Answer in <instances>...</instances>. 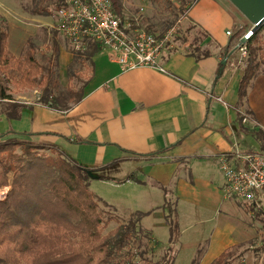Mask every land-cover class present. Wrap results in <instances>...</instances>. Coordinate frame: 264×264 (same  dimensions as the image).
<instances>
[{
  "label": "crops",
  "instance_id": "1",
  "mask_svg": "<svg viewBox=\"0 0 264 264\" xmlns=\"http://www.w3.org/2000/svg\"><path fill=\"white\" fill-rule=\"evenodd\" d=\"M180 17L178 34L158 59L163 70L122 69L99 50L87 60L89 76L70 107L1 100L0 135L31 133L32 143L101 171L97 179H115L126 188L120 202L143 213L142 229L170 242V264H211L225 249L264 236V192L252 201L227 197L219 167L220 158L236 164V150L264 154V72L252 78L242 101L236 55L216 77L232 35L226 32L250 24L228 0H195ZM191 33L196 44L188 41ZM260 35L264 41V28ZM204 50L209 55L197 57ZM71 54L60 50L59 84L69 80ZM150 178L159 186L147 183ZM260 242L233 264H264V250L254 251Z\"/></svg>",
  "mask_w": 264,
  "mask_h": 264
},
{
  "label": "trees",
  "instance_id": "2",
  "mask_svg": "<svg viewBox=\"0 0 264 264\" xmlns=\"http://www.w3.org/2000/svg\"><path fill=\"white\" fill-rule=\"evenodd\" d=\"M53 4L54 16L63 0H54ZM5 23L0 17V100L11 99L4 83L8 82L16 91L39 88L37 102L50 108L65 109L77 102L82 95L81 88L76 91L70 87L60 88L58 78L54 77L57 61L51 54L47 55L46 63H41L36 56V45L32 43L21 55L9 51ZM263 28L264 21L251 29L245 41L247 57L238 87L239 101L245 97L252 78L264 72L261 65H264V41L260 35ZM235 34L230 36L222 53L226 61L237 50L240 37L234 40ZM50 42L56 59V37ZM70 49L74 53L67 69L69 81L71 76L77 75L75 65L84 67L85 61L99 52L92 41L84 51H74L71 45ZM207 55L209 51L204 50L197 57ZM223 66L220 65L216 77ZM17 134L20 137L5 139L0 135V188H8L6 196L0 199V264L171 263L166 255L153 261V247L149 246L152 238L149 231L140 226L143 213L135 212L108 230L113 218L105 217L100 205L109 207V204L95 197L90 189L94 169L81 166L60 153L56 159L49 157L42 153L43 146L28 138L31 133ZM16 147L20 148V153ZM171 226L170 234L174 235ZM252 244L253 240L229 247L211 264L240 261Z\"/></svg>",
  "mask_w": 264,
  "mask_h": 264
},
{
  "label": "rangeland",
  "instance_id": "3",
  "mask_svg": "<svg viewBox=\"0 0 264 264\" xmlns=\"http://www.w3.org/2000/svg\"><path fill=\"white\" fill-rule=\"evenodd\" d=\"M192 1L193 0H113L115 9L120 15L128 19L138 20L141 28L146 31L148 30L151 33L155 32L154 34L162 33L169 28L180 16H182L185 7ZM53 3L54 0H0V17L6 22L5 24L9 35V45L7 46L9 51L14 55H21L24 50H27L30 47L29 43H32L33 45H36V56L41 63H46L47 55L51 54L52 58L57 61V66L54 69L56 71L54 77H57L59 82V78L62 79V75H59L60 73L58 72L60 50L64 49L65 51L72 53V56L74 52L70 49V43L68 40L53 28V13L55 10V5ZM252 26L251 23H248L242 26H237V28L230 32L231 34H235V32L238 31L234 38V40H237L239 37L249 32V30L253 29ZM191 32H193V30H191ZM191 34L192 36L189 37L188 41L194 43L197 36H194L196 35L195 33ZM52 35L56 37L58 45L56 59L54 58L55 53L52 50L50 42L53 37ZM193 37L195 39H192ZM234 55H238L237 50H235ZM232 60L235 61V57L232 58ZM84 65V67L75 65L76 73H83V76H81L84 78H79L77 75H73L71 76L70 81H67V84L61 83L63 84V87L60 84V88L65 90L66 85V87H70L75 91L79 90L82 82L90 73V63L85 61ZM261 65L264 67L263 64ZM4 83L7 89L6 91L10 94L11 99L35 100L38 99L37 96L41 93L39 88L16 91L11 83ZM61 92L65 93V91ZM16 149L17 152H21L20 148L16 147ZM41 151L54 159L58 157L56 152H50L47 149H42ZM118 171L122 172V169H119ZM100 173L101 171L91 172L93 179L90 182V189L95 194V197L101 198L104 200H102V202L109 204V207L100 205V210L104 212L103 215L105 217L111 216L113 218L108 226L109 230L117 226L118 223L126 221L133 213L131 212V207H128L127 205L125 206L120 202L124 201L122 196L123 193L125 194L126 188L117 187L118 185L116 184L118 183L114 182L113 180L115 179H111L108 174L106 177L110 178L109 180H98L97 176ZM100 178L102 177H99V179ZM146 181L150 185L159 186L158 183L154 182L151 178ZM122 187L124 186L122 185ZM7 191L8 188H0V199H3L6 196ZM130 192L131 190H129L127 194ZM108 198L111 201H114V203L107 201ZM166 200L169 202V195H167V198H165L164 201ZM259 241L262 242H260L261 246H259V248H255L258 246H254V249H257L254 251L264 250L263 235H260L257 242L256 240H253L252 245L259 243ZM167 242L166 239L163 242L151 239L149 246L153 247V252L151 253V255L154 253V255L151 256L153 261H158L162 256L167 255L166 248L167 244L170 243Z\"/></svg>",
  "mask_w": 264,
  "mask_h": 264
},
{
  "label": "built area",
  "instance_id": "4",
  "mask_svg": "<svg viewBox=\"0 0 264 264\" xmlns=\"http://www.w3.org/2000/svg\"><path fill=\"white\" fill-rule=\"evenodd\" d=\"M181 20L179 17L161 34H154L141 28L138 20L120 15L113 0H63L62 7L54 14L53 28L68 40L74 51H84L92 41L122 69L148 66L163 70L158 63L159 56L178 34ZM250 31L236 45L238 55L232 62L239 67L246 65L243 38ZM226 34L230 35V31ZM242 121L247 122L248 116L244 115ZM232 158L234 165L220 158L225 195L252 201L257 191L264 192V154L236 150Z\"/></svg>",
  "mask_w": 264,
  "mask_h": 264
},
{
  "label": "water",
  "instance_id": "5",
  "mask_svg": "<svg viewBox=\"0 0 264 264\" xmlns=\"http://www.w3.org/2000/svg\"><path fill=\"white\" fill-rule=\"evenodd\" d=\"M237 11L252 25L258 26L264 21V0H228ZM248 36L243 38L246 41ZM226 59L221 64L225 65Z\"/></svg>",
  "mask_w": 264,
  "mask_h": 264
}]
</instances>
